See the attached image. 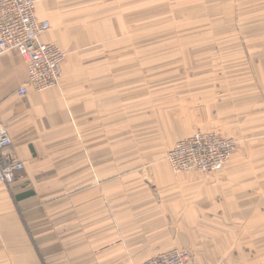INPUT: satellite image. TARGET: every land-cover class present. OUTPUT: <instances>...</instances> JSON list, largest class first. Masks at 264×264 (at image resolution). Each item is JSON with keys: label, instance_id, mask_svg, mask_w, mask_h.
<instances>
[{"label": "crops", "instance_id": "crops-1", "mask_svg": "<svg viewBox=\"0 0 264 264\" xmlns=\"http://www.w3.org/2000/svg\"><path fill=\"white\" fill-rule=\"evenodd\" d=\"M66 52L25 95L0 52V114L24 169L0 182V264H264V0H37ZM236 133L223 170L174 172L196 131ZM190 252V251H189ZM192 255V253H191Z\"/></svg>", "mask_w": 264, "mask_h": 264}, {"label": "built area", "instance_id": "built-area-1", "mask_svg": "<svg viewBox=\"0 0 264 264\" xmlns=\"http://www.w3.org/2000/svg\"><path fill=\"white\" fill-rule=\"evenodd\" d=\"M37 0H0V52L18 50L27 66L28 80L16 93L25 95L30 88L38 91L58 87L64 73L65 50L54 42L41 39L51 28L48 20L36 15ZM12 137L0 114V182H16L24 163L12 150ZM233 137L217 131H196L176 142L167 160L174 172L222 170L236 151ZM188 251L178 248L161 252L139 264H189Z\"/></svg>", "mask_w": 264, "mask_h": 264}, {"label": "rangeland", "instance_id": "rangeland-1", "mask_svg": "<svg viewBox=\"0 0 264 264\" xmlns=\"http://www.w3.org/2000/svg\"><path fill=\"white\" fill-rule=\"evenodd\" d=\"M213 131H217L219 132L220 134H223L224 136H228V137H233L235 140H236V144H237V148L236 150L238 149V146H239V142H240V139L239 137L236 135V133H232V132H224V131H218V130H213ZM207 132V131H206ZM168 155V153H167ZM166 159H167V156H166ZM168 161V160H167ZM169 163V162H168ZM170 165V164H169ZM171 167V166H170ZM172 169V168H171ZM224 169V168H223ZM222 169V170H223ZM207 174H210V173H207ZM175 248H178V249H183V250H186L184 248H181V247H175ZM186 251H190L189 254H190V259H189V264H192V262H195L196 259L194 258L195 255L193 254V252H191V250H186ZM192 253V255H191Z\"/></svg>", "mask_w": 264, "mask_h": 264}]
</instances>
